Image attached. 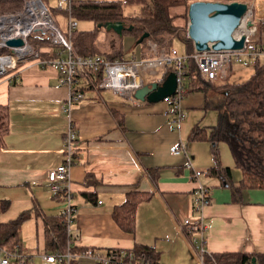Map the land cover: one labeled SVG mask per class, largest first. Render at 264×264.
<instances>
[{"label": "crops", "instance_id": "0c3cea01", "mask_svg": "<svg viewBox=\"0 0 264 264\" xmlns=\"http://www.w3.org/2000/svg\"><path fill=\"white\" fill-rule=\"evenodd\" d=\"M43 2L51 11L57 0ZM138 7L131 10L136 12ZM99 36L102 45L111 34L102 31ZM132 44L133 37L122 41L124 50ZM137 57L138 48L123 59ZM234 66L226 67L225 77ZM162 71L145 84L161 83ZM75 85L84 96L66 109L68 89L53 67L43 68L29 59L0 76V104L9 110V128L0 150V198L9 205L0 212V221L14 219L22 211L30 213L20 225L18 249L23 261L10 258L6 264H63L43 257L51 252L45 249L44 224L35 207L45 214H60L65 208L63 200L53 197L46 172L64 160L63 137L69 123L76 130L77 145L70 168L75 215L68 235L70 247H76L74 256L86 246L96 250L130 248L139 242L160 252L159 264H197L181 225L199 215L193 205L198 182L210 195V203L202 209L207 221L203 248L210 253L264 252V189L244 190L242 201H234L229 187L219 186L217 179L204 174L213 164L209 142L188 139L195 124L209 127L216 121L213 110L203 109L202 91L183 98L186 117L173 129L169 122L172 113L157 101L102 94L98 87L90 88L86 72L77 74ZM111 109L123 112V128ZM179 142L185 144L184 151L171 153L170 147ZM222 148L220 163L231 168L232 182L238 184L241 171ZM152 167L159 168L156 183L147 172ZM196 169L203 172L197 179L192 176ZM129 190L151 192V197L137 206L134 233L123 230L112 216L113 208L124 201ZM83 193L94 195V201ZM72 260L75 264H100L86 258Z\"/></svg>", "mask_w": 264, "mask_h": 264}, {"label": "trees", "instance_id": "16d2710c", "mask_svg": "<svg viewBox=\"0 0 264 264\" xmlns=\"http://www.w3.org/2000/svg\"><path fill=\"white\" fill-rule=\"evenodd\" d=\"M22 1L0 0V12L21 9ZM193 1L199 0H72L71 13L74 18L76 20H90L94 25L88 30L76 28L73 31L74 50L79 55L100 54L109 60L123 59L121 46L118 49L108 51L98 48V36L105 28L98 27L97 24L110 21L123 24L121 36L129 35L134 38L132 53L134 54L138 48L137 58L149 56L148 41L156 43L159 48L168 50L174 47L173 42L178 40L183 43L182 52L191 54L194 47L192 40L187 36L185 14L187 15L188 5ZM126 3L139 4L138 11L126 14L124 12ZM175 9H178V12ZM58 11L61 10L55 7L51 10V14L55 15ZM181 18L182 20L179 22L178 19ZM145 32L148 33L147 36L137 43V39ZM28 41L34 49L39 50V56H55V46L50 44L47 35L39 32L32 33L28 37ZM4 52H9V50H4ZM250 63L254 66L253 72L239 82L205 79L192 58H188L182 64L185 86L183 96L185 97L192 91H202L204 93L203 109L213 110L216 113V121L213 125L202 127L195 124L190 130L188 139L189 141L204 140L209 142L213 164L204 171V174L207 177L217 179L219 186L229 187L234 201H242L241 197L244 190L264 189V57L262 60L260 58L254 59ZM175 70V65L165 66L159 81L162 82L165 76ZM87 74L91 79L90 88H97L102 78V70L87 71ZM111 112L119 126L123 128V112L117 109H111ZM8 128L9 110L7 105L0 104V150L3 147V138ZM220 143L226 145L234 166L241 171L242 177L238 184L232 182L231 168L222 166L220 163L218 148ZM158 170V167L147 169L154 183L158 178ZM52 194L54 198L63 200L60 195ZM83 196L89 201H94L92 194L83 193ZM150 197V191L129 190L124 201L113 208L112 216L123 230L134 233L137 206ZM8 205V200L0 198V212L6 210ZM35 213L40 215L43 220L44 244L47 252L52 254L57 251L65 252L67 249L72 251L76 248L73 246L68 248V242L72 238L67 234L63 212L45 214L35 207ZM29 216L28 211H22L14 219L6 222L0 221V249L12 251L15 247L19 248L20 225ZM182 231L192 247L199 242V234L189 226H182ZM86 248H91L100 256L107 258V264L160 263V252L153 245L139 242H134L130 248L113 247L96 250L86 246L80 250ZM202 256L205 264H264V252L210 253L205 251ZM252 257H254V261ZM70 264H75V262L71 260Z\"/></svg>", "mask_w": 264, "mask_h": 264}, {"label": "built area", "instance_id": "2783aa9c", "mask_svg": "<svg viewBox=\"0 0 264 264\" xmlns=\"http://www.w3.org/2000/svg\"><path fill=\"white\" fill-rule=\"evenodd\" d=\"M71 1L57 0L56 2V8L66 15L63 29L59 27L43 0H23L21 9L0 13V76L6 71L15 69L20 61L29 59L34 60L37 65L43 68L53 67L58 72L61 82L68 89L66 109L70 108L73 101L84 96L75 85L79 72L102 70V78L97 85L99 89H108L130 101H136L138 99L135 98L134 91L145 84L142 74L156 76L158 71L163 70L165 66L175 65L177 86L174 93L163 97L162 100L172 113V117L169 119L171 127L177 129L186 117L183 106L185 86L182 64L188 58L195 61L200 74L205 79L218 80L225 77V69L229 64L246 66L252 60L264 57V0L244 1L247 4V9L241 18L240 25L234 32L236 38L240 35L244 36L241 48L202 51L193 49L191 54H187L179 52L175 47L165 50L159 48L156 43L148 41L149 56L128 60L122 58L109 60L100 54L79 55L75 52L72 33L77 28V20L71 13ZM36 32L49 37L50 44L55 46L54 57H41L39 50L31 46L28 37ZM14 38H20L22 44L19 46L8 45L7 40ZM4 50H9V52H4ZM75 140L76 130L69 123L63 137L64 160L46 172V179L52 193L60 195L64 201L63 215L68 235H70L75 215L70 184V168L77 150ZM184 149L185 144L182 142L170 147L171 153L174 154L182 153ZM201 174L202 172L197 169L192 172V176L196 179ZM209 203L208 190L198 182V186L193 191V205L195 210L199 211V215L195 221L185 219L181 225V227L187 225L199 234V242L192 247L197 264H205L202 253L206 251L203 244L207 221L202 214V209ZM68 248H70L69 242ZM0 255V264H6L10 258H15L18 262L23 261L18 247L12 251L0 249ZM43 257L47 261L57 260L64 264H70L73 258H86L100 264L108 262L107 258L100 256L91 248L83 249L76 256L67 249L65 252L57 251L47 257L43 255Z\"/></svg>", "mask_w": 264, "mask_h": 264}, {"label": "water", "instance_id": "95a60500", "mask_svg": "<svg viewBox=\"0 0 264 264\" xmlns=\"http://www.w3.org/2000/svg\"><path fill=\"white\" fill-rule=\"evenodd\" d=\"M247 9L244 1H193L187 9V36L193 42L194 49L202 50H221L238 49L244 42V36L236 38L235 30L241 22V18ZM98 27L111 29L118 35L122 34L123 24L115 22L98 23ZM129 28V27H128ZM143 33L137 39V43L147 36ZM11 46L22 44L20 38L7 40ZM177 86L176 73L170 72L161 83L153 82L150 85L144 84L134 91L135 98L147 101H159L163 97L174 93ZM254 261V257H252Z\"/></svg>", "mask_w": 264, "mask_h": 264}, {"label": "rangeland", "instance_id": "374dc122", "mask_svg": "<svg viewBox=\"0 0 264 264\" xmlns=\"http://www.w3.org/2000/svg\"><path fill=\"white\" fill-rule=\"evenodd\" d=\"M22 5H23V1H22ZM137 6H139V4L126 3L125 6H124V12L126 14H131L132 12H134L131 9L133 7H137ZM180 9H181V11H183L182 8H180ZM17 10H19V9H17ZM177 10L178 9H175V11H177ZM12 11H16V10H12ZM3 12H10V11H3ZM58 12L60 14H62V15H60V14L55 15L54 16L55 17V20H56L57 24L59 25V27H64V19L66 21V15L62 11H58ZM0 13H2V12H0ZM63 16H64V18H63ZM185 16H186V20L188 22L187 15L185 14ZM179 20H182V18L181 19H178V21ZM93 26H94L93 25V22L90 21V20H77V28L78 29L89 28V27H93ZM104 32H106L108 34H111V37L110 38L108 37L106 40H103L102 45H101L99 43V41H100V36H99L98 39H97V43H98V46H99L98 48L99 49H101V50H107L108 51V50H112V49H118L121 46V48L123 50L122 51L123 52V55L125 57H131L132 56L134 44H132L133 46L130 49H128V50L127 49L124 50L123 49V45H122V41H125V39L130 40V38H132V36L130 37L129 35H124V36L118 35L117 33H115L111 29L110 30L109 29H105ZM115 39H117L118 42H116ZM120 40H122V41H120ZM133 40H134V38H133ZM173 46L179 52H182V50H183V43L181 41H178V40L177 41H174L173 42ZM148 53H149V50H148ZM262 58H260V60H262ZM253 70H254V66H253L252 63H249L248 66H242V65H238L237 64V66L232 67L231 71L228 70V72H226V77L219 78L218 80L219 81H229V82H239L241 80L246 79L253 72ZM236 74H240L241 76H239L238 78H236L235 77ZM142 77H143V79L145 81H148V80L150 81V80L154 79L156 76H152V75H148V74L144 73V74H142ZM101 93L102 94H108V95L113 96V97H118L115 93H113V92H111L109 90H106V89H101ZM120 98H122V97H120ZM155 103H161L164 106H166V108L168 107L167 104L163 100L157 101ZM222 145H223L224 149H227L226 145L223 144V143H220L219 146H218V148H221ZM224 153H226V155H228L231 158V160L233 161V159H232V157H231L230 152H229L228 149H227V152H225V150H224ZM249 198L252 200V197H249Z\"/></svg>", "mask_w": 264, "mask_h": 264}, {"label": "bare ground", "instance_id": "6f19581e", "mask_svg": "<svg viewBox=\"0 0 264 264\" xmlns=\"http://www.w3.org/2000/svg\"><path fill=\"white\" fill-rule=\"evenodd\" d=\"M184 76V75H183ZM209 80V79H208Z\"/></svg>", "mask_w": 264, "mask_h": 264}]
</instances>
